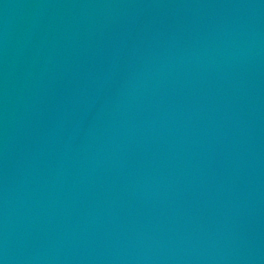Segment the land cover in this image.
<instances>
[{
	"label": "water",
	"instance_id": "water-1",
	"mask_svg": "<svg viewBox=\"0 0 264 264\" xmlns=\"http://www.w3.org/2000/svg\"><path fill=\"white\" fill-rule=\"evenodd\" d=\"M0 264H264V0H0Z\"/></svg>",
	"mask_w": 264,
	"mask_h": 264
}]
</instances>
